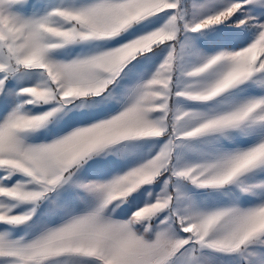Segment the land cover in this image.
<instances>
[{
  "label": "snow or ice",
  "instance_id": "1",
  "mask_svg": "<svg viewBox=\"0 0 264 264\" xmlns=\"http://www.w3.org/2000/svg\"><path fill=\"white\" fill-rule=\"evenodd\" d=\"M0 264H264V0H0Z\"/></svg>",
  "mask_w": 264,
  "mask_h": 264
}]
</instances>
